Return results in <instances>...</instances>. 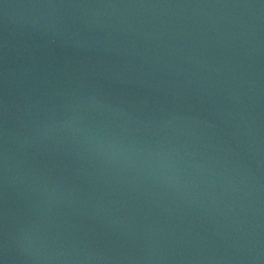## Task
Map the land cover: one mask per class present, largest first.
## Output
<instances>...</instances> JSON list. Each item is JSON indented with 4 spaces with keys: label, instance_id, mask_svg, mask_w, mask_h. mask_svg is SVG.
<instances>
[{
    "label": "water",
    "instance_id": "water-1",
    "mask_svg": "<svg viewBox=\"0 0 264 264\" xmlns=\"http://www.w3.org/2000/svg\"><path fill=\"white\" fill-rule=\"evenodd\" d=\"M0 264H264V0H0Z\"/></svg>",
    "mask_w": 264,
    "mask_h": 264
}]
</instances>
